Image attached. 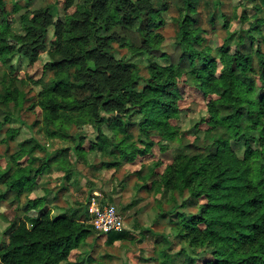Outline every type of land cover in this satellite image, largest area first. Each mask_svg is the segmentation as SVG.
Masks as SVG:
<instances>
[{"label": "trees", "instance_id": "1", "mask_svg": "<svg viewBox=\"0 0 264 264\" xmlns=\"http://www.w3.org/2000/svg\"><path fill=\"white\" fill-rule=\"evenodd\" d=\"M244 1L236 6L235 22L233 16L221 13L227 34L215 49L201 33L197 0L175 1L179 9L176 53L171 55L172 63L161 65L157 56L164 36L159 27L164 22L162 10L169 8L166 0H64L63 20L53 19L51 5L16 16L19 5L9 10L6 0H0V111L4 115L0 128L12 117L26 123L21 114L28 99L26 88L51 73L38 103H31L29 109L38 114L35 123L47 126L51 136L74 139V145L67 147L73 161L65 168L66 179L70 168L98 146L91 140L88 144L89 134L102 133L105 114L115 115V136H104L100 144L118 153L114 164L119 158L150 162L145 186L156 195L164 189L173 192L174 204L170 208L160 204V210L164 217L174 216L188 261L184 264H264V50L260 45L252 48L264 16L245 27L249 15ZM259 1L264 5V0ZM17 21L24 23V34L14 30ZM115 43L128 48L127 54L117 56ZM16 51L29 58L26 71L14 69L11 56ZM45 51L50 60L43 62ZM141 59L146 61L144 66ZM142 79L146 85L139 90ZM11 103L19 108L18 115ZM194 104L206 111L201 123L195 124L203 128V137L187 135L177 123L181 111ZM136 116L144 118L139 126L145 140L128 134ZM118 132L126 135L118 138ZM162 138L191 145L193 150L172 159L159 157L158 151L166 147ZM25 143L32 148L40 145L36 138L21 144ZM22 150L17 155L19 167L12 173L8 163L0 172L8 191L14 189L18 196L39 182L53 153L48 151L34 167L29 151ZM137 168L143 173L145 165ZM177 193L185 195L182 203L177 202ZM42 201L30 192L23 206L26 217L10 231L8 242L0 245V264H91L85 247L91 230L106 235L110 243L130 236L126 229L102 231L88 223V199L81 202L84 216L73 210L53 217L48 207L38 208ZM188 204L197 205V211L179 209ZM168 248L167 243L162 246L161 261L180 264Z\"/></svg>", "mask_w": 264, "mask_h": 264}, {"label": "rangeland", "instance_id": "2", "mask_svg": "<svg viewBox=\"0 0 264 264\" xmlns=\"http://www.w3.org/2000/svg\"><path fill=\"white\" fill-rule=\"evenodd\" d=\"M82 2L84 0H76ZM177 0H166L169 8L162 10L164 22L159 27L160 32L164 36L162 44V52L157 56V62L161 65H169L172 63V56L176 53V35L178 33L179 9L176 5ZM242 0H197L198 23L202 26V35L205 36V43L211 45L215 49L227 34L223 26V18L221 13L227 14L231 18V22H235L234 15L236 6ZM245 11L249 15L245 22V27H249L251 23L258 20V16H264V5H260L259 0H245ZM7 8L12 10L14 4L19 5V11L16 16L22 14L26 10L38 9L51 5V12L54 20H63L65 18L64 0H6ZM259 4L261 8H257ZM14 30L20 34L26 32L24 23L17 21L13 24ZM49 37H52L53 29H49ZM261 34L253 43L252 48L258 49L260 45L264 50V23L261 24ZM130 41V39H127ZM117 56L126 55L128 48L114 44ZM164 53L165 55H163ZM43 62L50 60L49 52L45 51L41 55ZM11 62L14 69L18 71H26L29 65V58L21 51H16L11 56ZM145 60L140 61L144 66ZM144 73H147L144 70ZM48 73L44 77L43 82H34L26 88L28 99L21 110L22 117L26 123L20 122L16 117H12L5 122L0 128V172L3 173L8 163L12 165L13 171L19 167L17 155H22V148L29 151L30 160L34 167L40 165V160L45 158L48 151H53L50 167L41 174L39 182L30 190L37 197H42V202L38 208L42 206L48 207L51 216H57L63 212L70 214L76 210L77 214L84 216L85 209L81 206V202L89 200L88 209L93 205L95 198L101 206L114 204L124 217L125 226L129 233V237L119 241L110 243L107 241L106 235H100L97 230H91L86 239L85 247L90 250L92 260L91 264H164L161 261L162 246L167 243L168 251L173 255L176 263H187L185 254L181 251L184 243L181 242L177 229L174 228L172 219L174 216L164 217L161 214L160 204L165 208H170L174 204L173 192L164 189L163 193L155 194L145 186L148 176V168L150 162L139 161L132 163L129 160L119 158V162L114 164L112 161L118 154L115 149L109 145L100 144L105 138L104 136H115L112 129V123L115 115L105 114L104 130L101 132L90 133L87 137L92 142H98L93 150L85 154V158H80L76 167L70 168L69 178H65L66 169L73 161L71 158V150L67 147L74 145V139L65 137L59 139L50 135L47 126L42 123H35L38 114L34 109H29L31 103H38L39 93L44 88L45 81L50 77ZM146 85L145 80L137 83V88L142 90ZM15 115L19 114V108L14 103L10 104ZM7 108V107H6ZM206 115V111L199 109L196 104L190 108L181 111L178 119L179 128L187 135L204 136V131L200 127H195L197 122ZM4 115L0 111V120ZM136 124H133L128 130V134L135 140L146 139V134L140 130L139 123L144 121L143 117L136 116ZM32 125V127H30ZM71 133L76 130L72 129ZM126 135L125 132H118L117 137L121 138ZM11 137V138H10ZM30 138H36L40 145L32 148L30 144H21ZM162 143L166 145L164 149L158 151V156L166 159H172L183 152L193 150L191 145L180 146L178 141H170L162 138ZM35 144V143H32ZM46 147V150L43 149ZM139 145H143L139 142ZM57 147L64 148V152L55 150ZM55 150V151H54ZM29 163V160H28ZM145 165L144 172L138 173L140 166ZM30 190L23 192L20 196L16 190L10 189L6 184L5 178L0 177V245L8 242L10 231L26 217L27 210L23 206L30 197ZM177 202L182 203L185 195L177 193ZM179 209L187 212H196L197 205L188 204L185 207L179 206ZM91 216V212H90ZM30 222V221H29ZM88 223L93 222L92 218L87 220ZM187 252L194 254L195 251L191 247H186Z\"/></svg>", "mask_w": 264, "mask_h": 264}, {"label": "built area", "instance_id": "3", "mask_svg": "<svg viewBox=\"0 0 264 264\" xmlns=\"http://www.w3.org/2000/svg\"><path fill=\"white\" fill-rule=\"evenodd\" d=\"M91 218L96 229L102 231L122 230L125 226V220L117 206L107 204L101 206L93 199V205L90 207Z\"/></svg>", "mask_w": 264, "mask_h": 264}]
</instances>
